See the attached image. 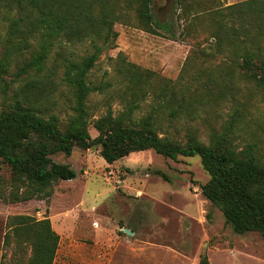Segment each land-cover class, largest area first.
<instances>
[{"label": "trees", "instance_id": "16d2710c", "mask_svg": "<svg viewBox=\"0 0 264 264\" xmlns=\"http://www.w3.org/2000/svg\"><path fill=\"white\" fill-rule=\"evenodd\" d=\"M174 1L184 17L188 10L184 9L185 0ZM152 4L153 0H0L5 28L0 57V159L12 173V186L21 190L14 192L13 201L49 198L54 183L75 179L76 173L69 165L51 159L58 153L70 157L75 147L88 150L100 146V157L108 165L148 150L171 160L197 156L209 177L200 187L204 198L222 212L235 234L256 232L264 240V152L254 145L238 151L236 141L242 125L239 108L231 111L220 132L209 133L207 145L193 134H188L183 144L160 138L159 120L154 113L135 118L150 89L155 92L152 94L159 107L152 112L164 109L172 119L193 117L210 101L224 100L226 85L236 73L261 91L264 99V0H247L208 14L212 41L208 49L193 50L191 55L204 62L221 56L238 60L225 74L222 69L219 78L212 73L206 76L192 72L189 57L182 71L188 78L181 73L176 81L162 80L161 87L155 89L150 72L126 64L122 80L130 99L117 115L108 109L98 117L94 123L96 138L88 133L92 117L89 97L109 88V84L93 85L88 78L102 52L114 46L118 37L115 23H128L133 16L145 31H160L176 38L173 25L157 20ZM192 19L201 22L197 14ZM86 40L92 52L78 61L66 60L62 64L61 82L69 89L73 104L66 125L60 127L55 115L46 118L42 111L51 95L45 89L48 83L42 74L56 45ZM24 53L28 57L23 58ZM20 58L23 59L19 66ZM14 64V75L21 79L17 89H13L15 95L9 97L13 81L4 76ZM9 227L17 241V251L9 264H53L59 237L48 219L13 217ZM9 239L10 235H6L7 247ZM198 264H208L207 258L202 256Z\"/></svg>", "mask_w": 264, "mask_h": 264}, {"label": "rangeland", "instance_id": "374dc122", "mask_svg": "<svg viewBox=\"0 0 264 264\" xmlns=\"http://www.w3.org/2000/svg\"><path fill=\"white\" fill-rule=\"evenodd\" d=\"M244 1L247 0H185L184 9L188 10L183 17L174 0H153L155 17L161 23L173 25L174 39L160 31L156 34L145 31L133 16L128 23H115L118 37L114 46L102 52L88 78L93 85L109 84L106 92H95L89 97L90 137L98 136L94 128L98 117L108 109L117 115L130 99L122 80L126 64L150 72L155 89L161 87L162 80L176 81L181 73L188 78L182 71L189 57L192 72L206 76L212 73L219 78L222 69L225 74L238 60L221 56L204 62L191 54L193 50L208 49L212 41L208 14ZM196 14L200 24L192 19ZM4 38L0 13V57ZM91 52L86 40L56 45L49 55L42 76L51 95L42 111L46 118L55 115L60 127L66 125L73 104L69 89L61 82L62 64L66 60L78 61ZM24 57L28 55L24 53ZM23 58L19 59V66ZM15 73L14 64L4 76L13 81L9 97L15 95L13 89H17L21 79ZM226 87L222 102L210 101L195 116L175 119L164 109L152 112L159 107L152 94L155 92L150 89L135 118L154 113L159 120L160 138L183 144L188 134H193L207 145L209 133L220 132L231 111L239 108L242 125L236 141L238 151L254 145L264 152L261 91L240 79L237 73ZM100 150V146L88 150L75 147L70 157L62 153L53 155L54 163L67 164L75 171V179L54 183L49 198L42 196L23 203L13 201L14 192L21 190L12 186V173L0 159V264H9L17 251L9 225L10 219L18 216L49 220L59 237L53 264H198L202 256L208 264H264L263 238L256 232L235 234L222 212L202 195L200 187L209 177L199 157L179 156L171 160L148 150L108 165L100 157ZM6 235H10L9 247L5 246Z\"/></svg>", "mask_w": 264, "mask_h": 264}, {"label": "water", "instance_id": "95a60500", "mask_svg": "<svg viewBox=\"0 0 264 264\" xmlns=\"http://www.w3.org/2000/svg\"><path fill=\"white\" fill-rule=\"evenodd\" d=\"M124 233L131 236L132 235V232L128 231V230H124Z\"/></svg>", "mask_w": 264, "mask_h": 264}]
</instances>
